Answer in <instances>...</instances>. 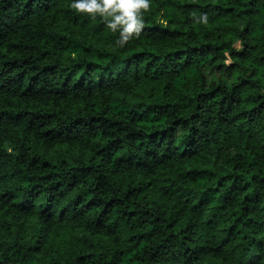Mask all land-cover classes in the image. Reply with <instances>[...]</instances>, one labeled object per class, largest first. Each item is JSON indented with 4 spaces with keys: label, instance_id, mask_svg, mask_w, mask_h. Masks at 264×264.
Listing matches in <instances>:
<instances>
[{
    "label": "trees",
    "instance_id": "1",
    "mask_svg": "<svg viewBox=\"0 0 264 264\" xmlns=\"http://www.w3.org/2000/svg\"><path fill=\"white\" fill-rule=\"evenodd\" d=\"M71 3L0 0V264H264V0Z\"/></svg>",
    "mask_w": 264,
    "mask_h": 264
},
{
    "label": "clouds",
    "instance_id": "2",
    "mask_svg": "<svg viewBox=\"0 0 264 264\" xmlns=\"http://www.w3.org/2000/svg\"><path fill=\"white\" fill-rule=\"evenodd\" d=\"M71 8L77 14H84L91 20L99 18L107 30L119 33L115 45L124 48L133 39H138L144 27V15L151 8V0H72ZM193 20L198 24H207V13Z\"/></svg>",
    "mask_w": 264,
    "mask_h": 264
}]
</instances>
